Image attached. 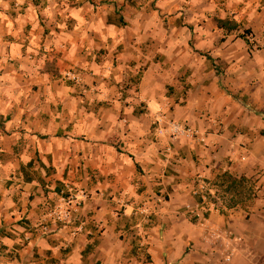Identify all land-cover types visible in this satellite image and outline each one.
I'll return each instance as SVG.
<instances>
[{
    "label": "clouds",
    "instance_id": "1",
    "mask_svg": "<svg viewBox=\"0 0 264 264\" xmlns=\"http://www.w3.org/2000/svg\"><path fill=\"white\" fill-rule=\"evenodd\" d=\"M0 264H264V0H0Z\"/></svg>",
    "mask_w": 264,
    "mask_h": 264
}]
</instances>
